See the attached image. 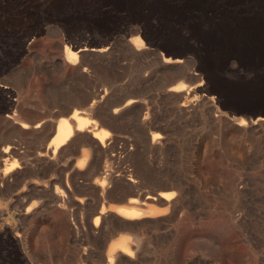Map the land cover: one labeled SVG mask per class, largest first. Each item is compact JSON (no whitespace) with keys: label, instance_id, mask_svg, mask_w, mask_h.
<instances>
[{"label":"rangeland","instance_id":"rangeland-1","mask_svg":"<svg viewBox=\"0 0 264 264\" xmlns=\"http://www.w3.org/2000/svg\"><path fill=\"white\" fill-rule=\"evenodd\" d=\"M261 117L264 0H0V264H264Z\"/></svg>","mask_w":264,"mask_h":264},{"label":"bare ground","instance_id":"bare-ground-1","mask_svg":"<svg viewBox=\"0 0 264 264\" xmlns=\"http://www.w3.org/2000/svg\"><path fill=\"white\" fill-rule=\"evenodd\" d=\"M78 52V51H77ZM80 52V51H79ZM71 54H75L76 52L72 51L70 52ZM78 55V54H77ZM78 57V56H77ZM78 60V59H77ZM67 111V110H65ZM65 113V112H64ZM7 117H11V115L7 114ZM6 117V119H7ZM260 119L264 120V117H261ZM12 121V120H11ZM13 123V122H12ZM47 123V122H46ZM89 124V120L85 117H81L79 116L78 112L76 109H73V111L68 115L67 118L58 120V122L55 125V134L54 136L49 140V142L47 143V147H51V154H55L56 151H58L57 149L61 148V146H64L68 140L72 139V136H76V134L78 135V133L83 132L87 129V126ZM40 123H37L35 125V127H40L39 126ZM21 128H26L28 127L26 124H20ZM34 127V126H33ZM20 128V129H21ZM49 130V129H48ZM98 130V129H97ZM51 131V130H50ZM90 131V130H89ZM11 133V132H10ZM81 134V133H80ZM97 132L92 131L91 136L96 139L97 141H99L102 144V137H98ZM98 142V143H99ZM9 143V142H8ZM103 145V144H102ZM105 146V145H104ZM9 147L10 145L7 144L4 147H2L0 149V156L4 157V159H6L7 156H10L12 153H16L15 151H9ZM11 149V148H10ZM65 150V149H64ZM59 153V152H58ZM20 154V153H19ZM18 154V155H19ZM43 158V157H42ZM41 159V158H40ZM37 160V159H36ZM16 160L14 159V161H12L10 163V165L6 168L3 169V171L1 172L0 175V183L1 181H5V174L12 171L13 169H15V167L18 165L16 164L17 162H15ZM14 162V163H13ZM24 162V161H23ZM43 162V161H42ZM79 162V160H78ZM27 166V165H26ZM17 173V172H16ZM112 175V174H111ZM105 177V176H104ZM107 177V176H106ZM133 182V181H132ZM163 194V193H162ZM161 194V196H162ZM159 196V195H158ZM102 210V209H101ZM120 215H122L125 218H137L140 217L141 215H143L144 212H142V210L140 208H135L133 206H125V207H119L118 211H117ZM99 216H101V214H99ZM98 215L95 218V223H96V219L99 217ZM101 219V218H100ZM94 223V224H95ZM120 250L121 252L128 254V256H130V251H127L123 243H120ZM127 247V246H126Z\"/></svg>","mask_w":264,"mask_h":264},{"label":"trees","instance_id":"trees-1","mask_svg":"<svg viewBox=\"0 0 264 264\" xmlns=\"http://www.w3.org/2000/svg\"><path fill=\"white\" fill-rule=\"evenodd\" d=\"M142 37H143L146 41H148V37H147L146 35L142 34Z\"/></svg>","mask_w":264,"mask_h":264},{"label":"water","instance_id":"water-1","mask_svg":"<svg viewBox=\"0 0 264 264\" xmlns=\"http://www.w3.org/2000/svg\"><path fill=\"white\" fill-rule=\"evenodd\" d=\"M80 48H83V46H82V47H80V46H79V47H76V50H78V49H80Z\"/></svg>","mask_w":264,"mask_h":264}]
</instances>
